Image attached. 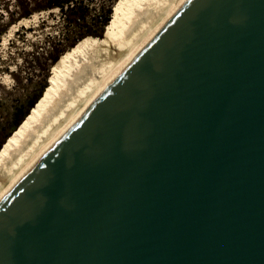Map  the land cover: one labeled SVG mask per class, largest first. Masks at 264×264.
<instances>
[{
    "label": "water",
    "instance_id": "1",
    "mask_svg": "<svg viewBox=\"0 0 264 264\" xmlns=\"http://www.w3.org/2000/svg\"><path fill=\"white\" fill-rule=\"evenodd\" d=\"M0 264H264V0H186L0 199Z\"/></svg>",
    "mask_w": 264,
    "mask_h": 264
},
{
    "label": "bare ground",
    "instance_id": "2",
    "mask_svg": "<svg viewBox=\"0 0 264 264\" xmlns=\"http://www.w3.org/2000/svg\"><path fill=\"white\" fill-rule=\"evenodd\" d=\"M185 1L123 0L104 40L87 41L60 61L43 98L0 151V199Z\"/></svg>",
    "mask_w": 264,
    "mask_h": 264
},
{
    "label": "rangeland",
    "instance_id": "3",
    "mask_svg": "<svg viewBox=\"0 0 264 264\" xmlns=\"http://www.w3.org/2000/svg\"><path fill=\"white\" fill-rule=\"evenodd\" d=\"M17 3H23V0H0V15L3 17V22L8 18L5 8L11 13V19L17 18ZM19 21L21 23H18ZM59 29H61L59 15L54 9L21 18L1 36L0 142L13 124V109L21 103L32 101L44 83L48 87L53 69L64 57L71 54V50L63 48L65 42L58 43ZM51 47H54V52ZM61 50L63 54L54 58ZM49 53H51L50 59H47Z\"/></svg>",
    "mask_w": 264,
    "mask_h": 264
},
{
    "label": "trees",
    "instance_id": "4",
    "mask_svg": "<svg viewBox=\"0 0 264 264\" xmlns=\"http://www.w3.org/2000/svg\"><path fill=\"white\" fill-rule=\"evenodd\" d=\"M122 1L123 0H23V3H17L18 5H16V9L18 10L16 19H11V13L6 8L5 11L8 15L7 20L3 22V17L0 15V38L11 25L15 24L21 18H27L34 13L56 9L59 15V25L61 28L58 30L57 37H60V39L58 38V43L63 44V42H65L63 48H66L68 51L71 50L70 53H72L87 41L104 40V33L105 31L107 32L110 26L114 11ZM51 48L52 52H54V47ZM62 52L63 50L56 53L54 58L59 56ZM50 54L51 53L47 56V59H50ZM48 88L49 86L47 87L46 83H44L41 85L38 94L32 101L21 103V105L13 109V124L10 126L7 135H5L4 139L0 142V151L10 136H12L25 120L29 118L32 110L41 101Z\"/></svg>",
    "mask_w": 264,
    "mask_h": 264
}]
</instances>
